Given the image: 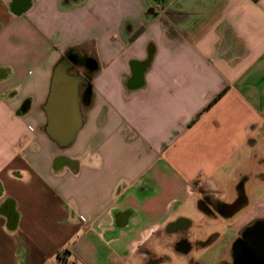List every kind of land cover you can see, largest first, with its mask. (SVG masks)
<instances>
[{
    "label": "crops",
    "instance_id": "0c3cea01",
    "mask_svg": "<svg viewBox=\"0 0 264 264\" xmlns=\"http://www.w3.org/2000/svg\"><path fill=\"white\" fill-rule=\"evenodd\" d=\"M64 58L88 84L59 147L43 105ZM254 185L264 0H0V264H189V214L233 217Z\"/></svg>",
    "mask_w": 264,
    "mask_h": 264
},
{
    "label": "rangeland",
    "instance_id": "374dc122",
    "mask_svg": "<svg viewBox=\"0 0 264 264\" xmlns=\"http://www.w3.org/2000/svg\"><path fill=\"white\" fill-rule=\"evenodd\" d=\"M80 74L88 79L86 74ZM80 88H84V86H80ZM250 189H252L249 190L252 194L250 201L233 217L222 218L216 215L204 218L198 212L189 214L192 225L188 228L189 236L187 239L191 243L198 240L203 242L201 247L192 245L190 255L193 261L198 264H222L231 261L232 245L241 227L250 223V216L258 207H264V202H257L264 187L254 185ZM203 219L206 221L205 224L202 222ZM157 251L167 257L164 261L161 260L162 264H188L187 259L184 257L176 258L174 253L166 249H157Z\"/></svg>",
    "mask_w": 264,
    "mask_h": 264
},
{
    "label": "water",
    "instance_id": "95a60500",
    "mask_svg": "<svg viewBox=\"0 0 264 264\" xmlns=\"http://www.w3.org/2000/svg\"><path fill=\"white\" fill-rule=\"evenodd\" d=\"M69 67L66 58L55 66L43 105L44 131L59 147L68 146L82 125L80 86L88 84L82 74H70Z\"/></svg>",
    "mask_w": 264,
    "mask_h": 264
},
{
    "label": "flooded vegetation",
    "instance_id": "af4514ba",
    "mask_svg": "<svg viewBox=\"0 0 264 264\" xmlns=\"http://www.w3.org/2000/svg\"><path fill=\"white\" fill-rule=\"evenodd\" d=\"M74 63L79 61L73 60ZM77 71L72 69L70 73H76ZM78 73V72H77ZM87 86L80 88V93L83 95L87 93ZM81 93V94H82ZM220 209H229V206L225 207L220 204H215ZM239 203L232 204L233 207L238 206ZM183 227L182 223L175 224L172 228L178 229ZM182 236L175 242V245L183 248L187 253L190 251L193 243L188 241L189 233L182 232ZM232 259L230 262L224 264H264V217L256 218L244 226L237 234L236 239L233 242L231 250ZM145 264H153V261L149 259ZM189 264H198L197 262L190 260Z\"/></svg>",
    "mask_w": 264,
    "mask_h": 264
},
{
    "label": "built area",
    "instance_id": "2783aa9c",
    "mask_svg": "<svg viewBox=\"0 0 264 264\" xmlns=\"http://www.w3.org/2000/svg\"><path fill=\"white\" fill-rule=\"evenodd\" d=\"M61 254L64 255L63 252L59 253L58 254V261H59V264H64V260H63L62 256H60Z\"/></svg>",
    "mask_w": 264,
    "mask_h": 264
}]
</instances>
